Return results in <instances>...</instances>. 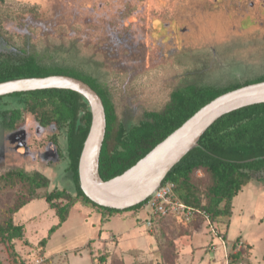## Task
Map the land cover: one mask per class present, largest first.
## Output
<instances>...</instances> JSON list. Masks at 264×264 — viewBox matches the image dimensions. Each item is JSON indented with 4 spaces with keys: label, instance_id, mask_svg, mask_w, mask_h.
<instances>
[{
    "label": "rangeland",
    "instance_id": "obj_1",
    "mask_svg": "<svg viewBox=\"0 0 264 264\" xmlns=\"http://www.w3.org/2000/svg\"><path fill=\"white\" fill-rule=\"evenodd\" d=\"M26 59L93 77L130 127L164 109L180 89H222L264 76V0H0V66ZM46 106L27 95L0 99V128L15 125L1 168L51 180L22 209L24 189L0 183V215L15 209L25 232L20 240L0 238V264H229L238 252L239 264H264V170L251 173L232 215L211 224L165 221L152 229L145 206L111 214L78 202L51 233L59 217L42 197L76 189L68 123L42 128L34 119L33 112L57 109ZM181 181L175 185L183 190ZM190 182L207 204L208 175L199 170Z\"/></svg>",
    "mask_w": 264,
    "mask_h": 264
},
{
    "label": "trees",
    "instance_id": "obj_2",
    "mask_svg": "<svg viewBox=\"0 0 264 264\" xmlns=\"http://www.w3.org/2000/svg\"><path fill=\"white\" fill-rule=\"evenodd\" d=\"M53 75H65L80 79L90 85L103 100L107 130L100 158V175L105 181L120 176L135 166L158 144L216 98L244 86L264 82V76H262L256 80L222 89L211 86H189L174 92L171 96L172 100L164 109L147 112L139 124L125 127L112 112L106 93L91 76L64 69L46 70L33 59H26L18 65L2 64L0 66V83L27 78H45ZM23 95L41 100V109H45L49 104L57 107L52 111H41V115L33 112L38 126L52 128L54 123L57 126L64 122L68 123L69 171L72 173L76 195L67 190L55 189L42 197L59 217V224L51 230V233L68 220L70 209L78 202L111 214L139 210L144 207L146 201L124 211L106 208L94 203L83 192L80 186L79 161L92 125V113L88 101L81 94L66 89H47L14 93L9 96ZM199 170H203L211 181L207 189V204L201 203L197 187L190 182L194 173ZM263 170L264 104H259L225 115L213 124L202 136L198 147L173 168L162 185L172 184L174 194L179 200L188 206L204 211L212 222L218 218L232 215V202L251 180V173ZM179 181L186 190L184 188L181 190L175 185ZM0 183L3 184V189H13L17 185L24 189L28 200L19 206L18 209H22L38 198L39 189H48L51 180L38 171L29 172L24 169H14L0 174ZM63 201L66 203L62 204ZM15 212V209H9L5 216L0 215V238L20 240L24 237V226L15 223L13 217ZM206 215H196L194 221L205 222ZM152 220V229H156L160 223L165 221L185 223L173 215L155 216ZM241 255L242 252L231 253L229 264H239ZM100 262H106V257H100Z\"/></svg>",
    "mask_w": 264,
    "mask_h": 264
},
{
    "label": "water",
    "instance_id": "obj_3",
    "mask_svg": "<svg viewBox=\"0 0 264 264\" xmlns=\"http://www.w3.org/2000/svg\"><path fill=\"white\" fill-rule=\"evenodd\" d=\"M47 89L72 90L88 101L92 125L79 161L80 186L97 205L122 211L150 198L219 119L240 109L264 104V82L228 92L200 109L135 166L105 181L100 175V158L107 130L106 110L102 98L90 85L65 75L19 79L0 83V97Z\"/></svg>",
    "mask_w": 264,
    "mask_h": 264
},
{
    "label": "built area",
    "instance_id": "obj_4",
    "mask_svg": "<svg viewBox=\"0 0 264 264\" xmlns=\"http://www.w3.org/2000/svg\"><path fill=\"white\" fill-rule=\"evenodd\" d=\"M149 209L150 215L147 220V226L152 227V219L155 216L173 215L185 223L194 221L196 215H206L204 211L195 209L183 203L174 194L173 185L170 183L162 185L144 205ZM206 219L211 224L209 217Z\"/></svg>",
    "mask_w": 264,
    "mask_h": 264
},
{
    "label": "crops",
    "instance_id": "obj_5",
    "mask_svg": "<svg viewBox=\"0 0 264 264\" xmlns=\"http://www.w3.org/2000/svg\"><path fill=\"white\" fill-rule=\"evenodd\" d=\"M23 122L24 120L21 121L20 123H23ZM14 128H15L14 126H8V125L5 126L4 130L0 128V174L11 170L10 167H7L6 169L1 168V167H3V165L6 164L8 143H9V139L12 138V136H9L7 132L14 130ZM16 128H18V126ZM20 128H23V127H19L15 132L19 133L20 131H22V130H19ZM27 161H29L30 163L32 162L30 160H27Z\"/></svg>",
    "mask_w": 264,
    "mask_h": 264
}]
</instances>
